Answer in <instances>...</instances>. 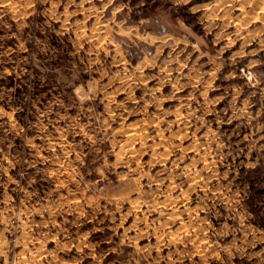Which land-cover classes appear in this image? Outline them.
Masks as SVG:
<instances>
[{
	"label": "rangeland",
	"instance_id": "rangeland-1",
	"mask_svg": "<svg viewBox=\"0 0 264 264\" xmlns=\"http://www.w3.org/2000/svg\"><path fill=\"white\" fill-rule=\"evenodd\" d=\"M0 264H264V0H0Z\"/></svg>",
	"mask_w": 264,
	"mask_h": 264
},
{
	"label": "bare ground",
	"instance_id": "bare-ground-1",
	"mask_svg": "<svg viewBox=\"0 0 264 264\" xmlns=\"http://www.w3.org/2000/svg\"><path fill=\"white\" fill-rule=\"evenodd\" d=\"M13 5V4H12ZM14 6V5H13ZM3 8V7H2Z\"/></svg>",
	"mask_w": 264,
	"mask_h": 264
}]
</instances>
